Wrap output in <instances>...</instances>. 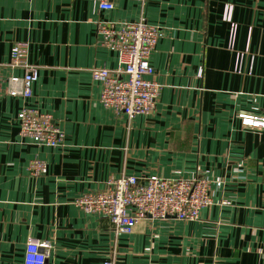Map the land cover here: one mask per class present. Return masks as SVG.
Instances as JSON below:
<instances>
[{"label": "crops", "instance_id": "obj_1", "mask_svg": "<svg viewBox=\"0 0 264 264\" xmlns=\"http://www.w3.org/2000/svg\"><path fill=\"white\" fill-rule=\"evenodd\" d=\"M110 1L111 11L93 0H0V264H25L30 240L49 247L45 264H264V129L240 119L264 116V0ZM126 22L162 33L150 58L157 106L133 119L101 104L92 75L119 68L98 24ZM17 44L39 68L28 100L8 94L23 75L11 67ZM25 106L52 117L63 146L21 136ZM200 175L223 185L192 222L145 220L116 236L109 219L75 205L111 178Z\"/></svg>", "mask_w": 264, "mask_h": 264}, {"label": "built area", "instance_id": "obj_2", "mask_svg": "<svg viewBox=\"0 0 264 264\" xmlns=\"http://www.w3.org/2000/svg\"><path fill=\"white\" fill-rule=\"evenodd\" d=\"M93 1L100 10L111 11L114 8L110 0ZM232 13L233 6L227 5L223 19L231 26V50L238 29ZM97 33L103 46L117 52L119 61L116 71H92L93 78L102 85L101 104L129 119L152 114L161 86L151 80L154 70L150 58L162 36L161 30L145 22H126L119 26L102 23L98 24ZM24 53L21 44L12 48L11 67L21 69L23 75L9 79L8 94L28 100L39 79V68L28 63ZM244 55H236V73L244 72ZM121 74L125 78H121ZM240 119L245 127L264 129V116L241 114ZM19 121L23 138L50 148L63 146L65 133L50 115L25 106L19 113ZM31 168L38 175L44 172L45 164L36 161ZM213 185L221 187L223 182L214 183L201 175L192 179L150 177L144 181L133 176H121L109 179L103 192L77 199L75 205L85 213L109 219L114 234L121 236L131 234L145 220H198L201 210L213 204L210 195ZM49 254L48 246L30 240L25 264H45Z\"/></svg>", "mask_w": 264, "mask_h": 264}]
</instances>
